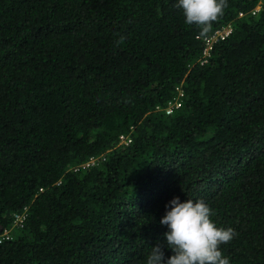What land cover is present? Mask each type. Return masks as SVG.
<instances>
[{
	"label": "trees",
	"instance_id": "obj_1",
	"mask_svg": "<svg viewBox=\"0 0 264 264\" xmlns=\"http://www.w3.org/2000/svg\"><path fill=\"white\" fill-rule=\"evenodd\" d=\"M176 3L0 0V264H146L175 197L264 264V0L205 34Z\"/></svg>",
	"mask_w": 264,
	"mask_h": 264
},
{
	"label": "clouds",
	"instance_id": "obj_2",
	"mask_svg": "<svg viewBox=\"0 0 264 264\" xmlns=\"http://www.w3.org/2000/svg\"><path fill=\"white\" fill-rule=\"evenodd\" d=\"M176 7L183 11L185 22L196 25L205 34L212 24L223 15L227 0H177ZM160 220L167 226L163 242L158 241L146 258V264H229L221 251V245L234 238V230L218 227L213 220L212 210L202 201L187 199L180 202L173 198L165 206ZM172 255L165 260L164 250Z\"/></svg>",
	"mask_w": 264,
	"mask_h": 264
},
{
	"label": "built area",
	"instance_id": "obj_3",
	"mask_svg": "<svg viewBox=\"0 0 264 264\" xmlns=\"http://www.w3.org/2000/svg\"><path fill=\"white\" fill-rule=\"evenodd\" d=\"M229 28L225 29V31H217L214 36L211 39H206V49L204 50V58H206L208 56L209 51L211 50V45L214 41H217L218 39H223L225 36L228 35L229 33ZM205 61V60H204ZM182 91L180 89H178V96L174 99V101L170 102L167 107L164 109L165 113L167 115L171 114L173 112L174 109H178L180 108V98L182 97ZM124 144L127 145L130 143V139L128 136H121L120 137V144ZM93 162H95L94 159H91L89 161V163L85 164V166H89L94 164ZM13 222L11 224V227H18L21 228L23 226V222L26 218V209H24L22 212L20 213H14L13 216ZM11 238V230L7 229L5 230L2 234H0V243L6 240H9Z\"/></svg>",
	"mask_w": 264,
	"mask_h": 264
}]
</instances>
